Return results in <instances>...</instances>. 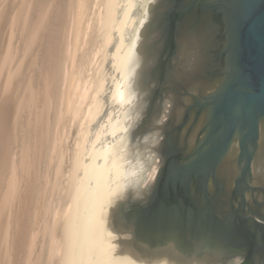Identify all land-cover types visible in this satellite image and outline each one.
<instances>
[{
  "label": "flooded vegetation",
  "instance_id": "1",
  "mask_svg": "<svg viewBox=\"0 0 264 264\" xmlns=\"http://www.w3.org/2000/svg\"><path fill=\"white\" fill-rule=\"evenodd\" d=\"M254 2L135 0L125 38L136 24L138 87L132 75L127 103L106 101L95 122L122 119L100 146L124 140L125 195L141 191L131 207L145 212L132 221L152 222L159 208L193 228L219 227L220 248L204 244L207 232L188 233L210 256L198 264H264V115L254 110L252 138L245 93L257 84L241 43Z\"/></svg>",
  "mask_w": 264,
  "mask_h": 264
},
{
  "label": "bare ground",
  "instance_id": "2",
  "mask_svg": "<svg viewBox=\"0 0 264 264\" xmlns=\"http://www.w3.org/2000/svg\"><path fill=\"white\" fill-rule=\"evenodd\" d=\"M51 1L0 0V264H67L77 185L113 123L90 138L105 103L106 52L115 36L114 26L101 30L106 0H63L65 9ZM115 15L109 7L108 20ZM28 92L43 102L33 116ZM33 154L41 155L37 175L47 179L33 177Z\"/></svg>",
  "mask_w": 264,
  "mask_h": 264
},
{
  "label": "water",
  "instance_id": "3",
  "mask_svg": "<svg viewBox=\"0 0 264 264\" xmlns=\"http://www.w3.org/2000/svg\"><path fill=\"white\" fill-rule=\"evenodd\" d=\"M118 2L106 0V18L101 29L115 27L114 41L106 52L109 76L104 99L109 105L127 103L126 90L132 75L134 81L131 87L137 89L135 78L139 68L136 58L144 50L143 45L135 41L136 24L129 40L124 39V27L135 0H124L122 6H117ZM109 7L116 11L112 20L107 18ZM250 10L254 13L242 29L241 43L249 61L247 67L255 75L257 84L245 93V110L251 116L254 138L257 131L254 110L264 115V0H255ZM123 129L122 119H116L108 127L105 140L109 134L121 133ZM122 144L124 140L101 146L82 170L76 189L72 245L67 264H198L210 259V256L201 255L203 243L191 242L188 233L201 236L207 232L202 237L205 238L204 244H215L220 248L222 244L217 240L220 236L217 225L209 228L210 231L193 228L180 216L168 220L159 208H156L158 218L152 222L142 219L132 221L134 216L142 218L145 212L142 213L144 210L137 205L131 207L134 199L139 200L141 191L133 196L125 195L126 187L132 182L128 181L126 171L117 166L124 158L119 151ZM190 249H194L193 255H189V260L193 262H183L186 258L181 256L182 253H188Z\"/></svg>",
  "mask_w": 264,
  "mask_h": 264
},
{
  "label": "rangeland",
  "instance_id": "4",
  "mask_svg": "<svg viewBox=\"0 0 264 264\" xmlns=\"http://www.w3.org/2000/svg\"><path fill=\"white\" fill-rule=\"evenodd\" d=\"M52 1H53V0H52ZM52 1H51V4H52ZM60 1H62V3H61ZM60 1H59V0H56V1H53V2H59V3H61L60 5L65 9V7H66L67 4L63 5V4H64L63 2H65V1H63V0H60ZM67 1H68V0H67ZM123 3H124V0H119V2H118V6H122ZM73 6H74V5H73ZM74 7H75V6H74ZM31 8H32V6H31ZM131 14H132V12L130 13L129 18H128L127 21H126V26H127V27L133 25V24H132V23H133L132 21H133V17H134L135 15H132V16H131ZM115 17H116V15H115ZM126 26H125V28H124V30H125L124 37L128 35V34L126 33V32H128V31L126 30ZM131 29H132V28H131ZM131 29H130V30H131ZM87 30H89V29H87ZM130 30H129V31H130ZM129 34H130V33H129ZM105 35H109V33L107 32ZM84 38H85V37H84ZM113 41H114V40H113ZM112 43H113V42H112ZM96 66H97V65H96ZM107 67H108V66H107ZM107 70L109 71L108 68H107ZM107 70H106V71H107ZM87 72H88V71H86V74H87ZM89 72H90V70H89ZM108 73H109V72H108ZM96 89H97V88H96ZM28 90H29V89H28ZM37 90H38V88H36V92H37ZM43 90H44V89H40V88H39V91H38V93H40L39 96H40V95H41V96H44V94H41V92H40V91H42V92L45 93V91H43ZM33 92H34V91H33ZM36 92H35V93H36ZM29 93H30V92H28V93H27V96H26L27 98H29V100H30L31 98H33V97L37 98L36 96L38 95V93L34 94V96H33L32 93H30V96H33V97H31V98H30V96L28 95ZM31 94H32V95H31ZM39 96H38V97H39ZM41 96L39 97L40 99L43 98V97H41ZM39 98H38V99H39ZM38 99H35V100L32 99V100H30V102H29V100L27 101V104L29 103L28 106H29L30 104H31V105L33 104L32 106H30V108H31V110H32V116L34 115L33 113H35V110H37L38 107H40V108H39V110H37V111H40V110L42 111V109H44V108H41V104H43V102L41 103L40 100L38 101ZM33 100H34V101H33ZM53 100H54V99H53ZM53 100H52V101H53ZM31 101H33V103H31ZM35 101H36V102H35ZM41 101H43V100H41ZM34 102L37 103V104H38V102H39V103H40V104H38L39 106H38L37 104H35ZM52 103H54V101H53ZM34 104H35L36 106H34ZM52 105H53V104H52ZM92 105H93V104H92ZM104 105H105V103H104ZM33 106H34V110H33ZM36 107H37V109H36ZM42 107H43V106H42ZM52 108H53V107H52ZM33 111H34V112H33ZM37 111H36V112H37ZM110 111H111V110H110ZM110 111H109V112H110ZM43 112H44V111H43ZM37 113L40 114V112H37ZM37 113H36V114H37ZM69 113H70V112H69ZM36 114H35V115H36ZM97 117H99V116H97ZM106 118H107V116H106ZM41 121H42V120H41ZM41 121H40V122H41ZM70 122H71V121H70ZM79 122H80V121H79ZM104 123H105V121H102L99 125L95 123V124H96V128H95V126L93 127V129H92V134H91V136H90V138H92V140H93V138L96 136V132H97V130L99 129L100 125H101V124H104ZM39 124L43 127V136H44V134H45V133H44V132H45V131H44V125H42L41 123L38 122V124H35V125L37 126V129H35L36 126H35L34 129H33V128H32V129H33V131H34L35 133L38 134L37 131L39 130V127H40ZM32 125L34 126V124H32ZM32 125H31V127H32ZM40 133H41V132H40ZM40 133L37 135L39 138H40L41 135H42V133H41V134H40ZM65 135H66V134H65ZM65 135L63 134V136H65ZM75 135H77V133H75ZM69 136H70V135H69ZM42 138H43V137H42ZM42 138H41V139H42ZM41 139H40V140H41ZM43 139H44V138H43ZM44 140H45V139H44ZM63 140H64V141H63ZM63 140H61V142L65 143V144L68 143V139H67V138H65V139H63ZM34 144H35V143H34ZM106 145H108V143H106ZM32 150H33V149H32ZM33 151L39 153L38 148H37V150H33ZM67 151H69V150H67ZM67 153H69V152H66V154H67ZM33 155H34V154H33ZM35 155H36V154H35ZM35 155H34V157H32V160H33V161L35 160V158H36V160H37V157H36V156H38V159H40L41 155H40V157H39L38 154H37L36 156H35ZM33 158H34V159H33ZM32 160H31V161H32ZM36 160H35V161H36ZM35 161H34V163H35ZM37 162H39V161H37ZM30 163H31V164H30ZM30 163H29L30 166L28 165V168H30L31 165H34V166H32V168H30V171H31V173L35 172V173L33 174V175H34L33 177L35 178V180H38V179H39V181H40L41 178H42L43 180L47 179V176H46V177L43 176V177L40 178V177L37 175V174H39V171H37L38 168H39L40 172H41V170H42V169H40L39 164L37 165V163H35V164H36V165H35V164H33L32 162H30ZM56 165H57V164H56ZM38 166H39V167H38ZM35 169H36V170H35ZM32 171H33V172H32ZM39 175H40V174H39ZM40 176H42V175H40ZM33 177H32V178H33ZM38 177H39V178H38ZM37 178H38V179H37ZM39 181H38V182H39ZM48 192H49V191H48ZM45 193H46V192H45ZM52 196H53V191H52ZM47 198L49 199V197H47ZM46 200H47V199H46ZM46 202H47V201H46ZM51 202L54 204L53 200H52ZM54 205H55V204H54ZM54 205H53V206H54ZM53 206L51 207V209H52L53 211H54V209L56 208V216H55V219H57V218L59 219L58 216L60 215V211H58L57 207H55V206L53 207ZM44 210H45V209H43V213L46 212V211H44ZM57 212H58V213H57ZM44 216H45V214H44ZM49 220H50V219H49ZM60 220H62V217H60Z\"/></svg>",
  "mask_w": 264,
  "mask_h": 264
}]
</instances>
